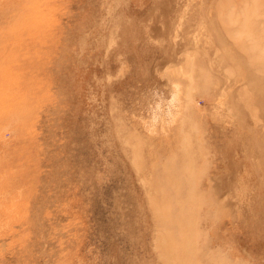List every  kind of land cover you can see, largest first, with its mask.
<instances>
[{
	"label": "rangeland",
	"instance_id": "374dc122",
	"mask_svg": "<svg viewBox=\"0 0 264 264\" xmlns=\"http://www.w3.org/2000/svg\"><path fill=\"white\" fill-rule=\"evenodd\" d=\"M0 264H264V0H0Z\"/></svg>",
	"mask_w": 264,
	"mask_h": 264
}]
</instances>
